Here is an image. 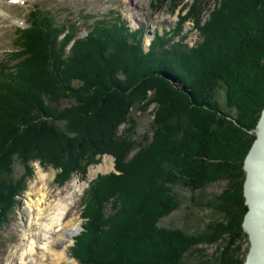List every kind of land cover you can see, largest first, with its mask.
<instances>
[{
    "label": "trees",
    "instance_id": "obj_1",
    "mask_svg": "<svg viewBox=\"0 0 264 264\" xmlns=\"http://www.w3.org/2000/svg\"><path fill=\"white\" fill-rule=\"evenodd\" d=\"M195 8L184 19L195 15L202 41L188 48L158 35L147 54L141 30L131 32L120 19L97 22L86 37H76L68 53L75 32L69 29L60 39L62 25L45 12L32 11L33 24L16 34L23 49L13 50L11 58L18 60L0 62V133L9 127L21 135L15 121H32L38 130L35 139L17 142L22 178L8 165L12 138L0 141V229L18 201L14 197L27 187L34 162L61 169L66 177L73 169L83 171L97 154L111 153L120 174L100 175L88 190L87 222L73 247L81 264H183L193 243L219 241L224 248L215 264L244 263L240 241L248 236L243 227L248 205L243 165L256 139L250 131L264 110V0H221L202 26ZM120 51L125 55L116 57ZM170 56L182 59L181 64ZM170 77L178 78L180 87ZM149 92L161 105V97L169 100L170 107H164L165 116L156 111L153 138L144 144L134 139L138 122L133 111L145 112ZM108 104V119L88 116V108L99 111ZM223 180L228 187L215 203L220 216L197 236L160 225L182 205L183 190L195 193ZM109 200L122 203L110 219L102 213ZM126 238L139 249L126 250Z\"/></svg>",
    "mask_w": 264,
    "mask_h": 264
},
{
    "label": "rangeland",
    "instance_id": "obj_2",
    "mask_svg": "<svg viewBox=\"0 0 264 264\" xmlns=\"http://www.w3.org/2000/svg\"><path fill=\"white\" fill-rule=\"evenodd\" d=\"M136 1H139V4H137ZM220 1L221 0H0V62L3 59L4 61L10 59V64L12 65L18 60L17 58H11V54H14L12 53L13 50L21 51L23 49L20 41L16 40L15 31L17 28L20 29V27H26L28 22L33 24L34 16L32 14L37 10L52 16L55 20V25L58 27L62 25V29L64 28L65 33L63 32L60 34V39L68 33L69 29L75 32L74 38L71 39L67 46L68 53L70 48L74 45L76 37H86L90 32L89 30L93 29L97 24H100L97 22H104V24H106V21L114 22L120 19L123 21V25L127 26L131 32H140L141 30L139 33L143 36L141 48L143 49V52L147 54L151 50V43L158 35L163 37L164 40L172 38V41L169 42L170 44H175L174 42H177L182 45H187L188 48L196 46L197 43L202 41V35L196 26L194 19L195 15H189L186 19H184V17L195 5L196 8L194 10H199V14H197L196 17H200V25L202 26L208 22L213 10L219 6ZM199 2L200 4H198ZM159 5H161V7L157 8ZM32 11L34 12L32 13ZM30 14L32 15L31 19ZM123 45L125 44L119 46L122 47ZM116 46H118V44ZM168 46L169 45H166L165 48H161L164 49L161 50L162 54H166L167 51L165 49H167ZM124 55L125 52H121L117 54L116 57H123ZM144 58L146 60L145 56ZM169 59H172L175 64L178 60V65H180L182 61V59L180 61V59L172 58L171 56ZM237 61L239 63L242 62L240 57L237 58ZM247 61H245L243 65H246ZM125 64L129 68L130 64L126 58ZM170 81L175 86L180 87L181 82L178 78L170 77ZM150 93L151 92L147 94V99L144 102L145 104L147 103L145 112L133 111V116L138 122L134 133V139L138 140L140 143L144 142V144H148L153 138L151 124L156 115V111L161 112L160 114L165 116L166 111H164V107H170L169 100L161 97L160 100L163 103L161 105L153 98V96L149 95ZM104 106L105 105H102V107L99 108V111H95L94 108H88V116L96 119L99 118L98 120L108 119L106 115L110 116L111 112H108L107 114V111H109L111 107L109 104L105 107ZM159 107H161V109H159ZM232 117L235 118L234 113H232ZM43 118L45 117L41 116V119ZM19 119L22 120L23 117L21 116ZM33 120L37 122L36 118ZM15 126H18L21 129V135L15 134L8 127L7 130H3V134L0 133V141L9 136L12 138V149L10 150V153L11 156H13V160L11 159L10 164L8 165H13L14 175L18 178H22L24 177V164L23 162L18 161L20 158V151L17 148V146H19L17 145V142L27 136H30L31 140L35 139L32 137L37 135L38 130H35V124L32 121L27 124L15 121ZM256 127L250 131V133L255 136H257ZM124 128L125 125L122 124L120 126V131L123 132ZM42 129L44 128L42 127ZM43 131L44 130H42V132ZM141 147L140 144L137 145V147L132 150L130 156L134 155L135 152L137 153ZM106 155L113 158L114 168L106 172H97V174L92 177V169L101 165ZM15 158L17 159L15 160ZM245 160L246 157L244 159V165ZM85 164L86 166L83 171L73 169L69 172V175H66V177H63L65 174L61 175V169H56L50 165H43L40 161H36L31 165L32 174L31 176H28L27 187H25L22 193L20 192L21 194L14 197V200L18 201L13 205V211L9 214L7 221L2 224L0 229V264H20L16 263V261L14 263L12 258L16 256L15 253H17V250L20 252L19 249L21 248V245L27 241L23 235L24 225L26 221L30 220L28 218H31L34 214V211L31 212L29 209V202L32 198L37 197L36 193L33 192V186L39 180L40 169L47 176L53 174V178L47 182L45 191H47L48 195L41 206L45 207L54 199L62 196L65 197L71 192L72 196H70V198L73 202L68 203L64 222L78 221L81 224L80 231L72 240L69 238H64V240L58 239L57 227H55L50 234L53 244L56 246V250L66 249L67 252L65 260L59 264H81V261L77 256L73 255V247L75 246L76 238L84 231V225L87 222V217L84 216V209L87 204L88 190L93 181L100 175H106L112 172L120 174V171L116 168V157L111 153H99L94 161L90 160ZM244 165L243 168L246 180L247 174ZM3 170L4 169L0 168V175L4 172ZM227 187L228 182L223 180L210 184L206 188L196 191L195 193L183 190L184 200L182 205L177 210L164 217L161 220L160 225L170 229H182L190 235L197 236L198 233L206 228L208 223L219 218L220 211L216 209L215 203L217 202V196ZM126 193H129V187ZM132 195L133 194L130 196ZM120 203L121 202L119 201L118 205L113 204L112 200L104 202L102 213H104L106 218L110 219L113 213L119 212L121 208ZM114 222L115 221L113 220L112 223L114 224ZM31 229L34 231V225L31 226ZM68 231L69 230L63 231L65 237L68 236V233H66ZM63 233L59 234V237H62ZM136 235V233L131 235L133 241L134 236ZM55 238H57V240H55ZM219 242L193 243V246L184 254L183 264H215L216 255L220 252L221 248H224L221 244L222 242ZM122 243L126 250L139 249L138 245L136 243L131 244L128 238ZM240 243L242 244V254L245 255L246 253L245 256L247 257V253L251 246L249 236H244ZM98 249H100V247ZM173 249L174 248H172V250ZM112 254L114 253L111 252L109 254L111 259L115 257V255ZM43 255L45 254L43 253ZM28 257L29 256H27V258ZM31 258L32 259H28L29 264H57L55 257L50 254H47L43 259L41 248H38L37 252L33 254ZM130 261L131 262L129 263H137L136 259H131Z\"/></svg>",
    "mask_w": 264,
    "mask_h": 264
},
{
    "label": "bare ground",
    "instance_id": "obj_3",
    "mask_svg": "<svg viewBox=\"0 0 264 264\" xmlns=\"http://www.w3.org/2000/svg\"><path fill=\"white\" fill-rule=\"evenodd\" d=\"M136 3L139 4V1H136ZM113 163V158L109 155H106L103 159V163L92 169L91 176L94 177L97 172L100 171L106 172L113 169ZM39 174V180L33 186V192L36 193L37 197L32 198L29 202V209L31 210V212L34 211V214L32 216L33 218H28L30 220L26 221L24 225L23 235L25 236L27 241L23 243V245H21V248L19 249L20 252L17 250V253H15L16 256L14 257L13 255L14 258L12 259L14 263L16 261V263L20 264H29L28 259H32L31 256L37 252L38 248L42 249L43 259L46 257L47 254H50L51 256L55 257L57 264L63 262L67 256L66 249L56 250V246H54L50 234L53 232L54 228L57 227L56 230L58 231V239L64 240V238H69L70 240H72L74 236L78 234L81 228V224L78 221L64 222V216L68 207V203L73 202L70 198V196H72L71 192L65 197L62 196L54 199L52 202H49L45 207L41 206L47 198L48 193L47 191H45V189L47 182L53 178V174L47 176L43 173L41 169L39 170ZM260 206V222L264 224L263 199L260 200ZM30 225H34V231L31 229ZM67 230H69L68 232H66L68 233V236L65 237V233H63V231ZM61 233H63V235L62 237H59V234ZM55 240H57V238H55ZM43 253L45 255H43ZM27 256L29 257L27 258Z\"/></svg>",
    "mask_w": 264,
    "mask_h": 264
},
{
    "label": "water",
    "instance_id": "obj_4",
    "mask_svg": "<svg viewBox=\"0 0 264 264\" xmlns=\"http://www.w3.org/2000/svg\"><path fill=\"white\" fill-rule=\"evenodd\" d=\"M256 135L244 165L247 174L244 193L248 211L243 227L249 236L251 246L243 264L264 263V224L260 222L259 216L260 200L264 201V110L256 127Z\"/></svg>",
    "mask_w": 264,
    "mask_h": 264
}]
</instances>
